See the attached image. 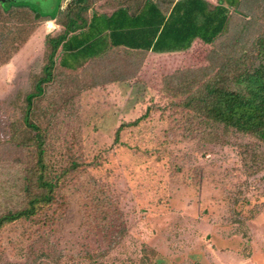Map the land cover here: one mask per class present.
Returning <instances> with one entry per match:
<instances>
[{"label":"rangeland","instance_id":"obj_1","mask_svg":"<svg viewBox=\"0 0 264 264\" xmlns=\"http://www.w3.org/2000/svg\"><path fill=\"white\" fill-rule=\"evenodd\" d=\"M70 1L0 4H28L52 16ZM123 3L102 0L95 8L109 14ZM263 26L264 0H241L228 32L213 45L196 41L187 51L149 54L140 64L113 55L108 66L96 65L97 85L73 101L52 129V162L73 158L80 166L61 191L66 203L49 212L52 226L33 221L1 229L0 264H40L42 250L59 264H264V146L243 156L226 139L210 143L187 133L182 114L167 108L157 92L162 77L175 70H216ZM57 31L53 20L39 23L8 62L0 60V178L23 158V150L5 139L45 62L44 38ZM148 106L150 115L125 127L116 141V127ZM93 182L116 211L108 232L99 228V217L91 226L83 221Z\"/></svg>","mask_w":264,"mask_h":264},{"label":"trees","instance_id":"obj_2","mask_svg":"<svg viewBox=\"0 0 264 264\" xmlns=\"http://www.w3.org/2000/svg\"><path fill=\"white\" fill-rule=\"evenodd\" d=\"M101 1L71 0L52 16L37 13L28 4H10L6 9L0 4L4 62L39 23L53 20L58 27L44 38L45 62L24 95L21 119L8 128L5 142L24 154L0 178V230L33 221L52 226L54 212L63 209L66 199L61 191L80 166L73 158L61 165L52 162V129L73 101L97 85L96 65L108 66L113 55L140 64L149 54L187 51L196 41L213 45L228 32L231 14L241 4V0H123L106 14L95 8ZM157 92L167 108L182 114L187 133L210 143L226 139L243 156L255 152L264 146V26L246 48L226 56L216 70L206 66L175 70L162 77ZM151 111L148 106L140 117L117 126L115 140ZM241 137L255 143L239 142ZM87 197L90 203L84 204L88 207L83 221L91 226L99 217V228L108 232L115 226L112 200L95 182ZM41 254L45 259L40 264H59L50 251Z\"/></svg>","mask_w":264,"mask_h":264},{"label":"water","instance_id":"obj_3","mask_svg":"<svg viewBox=\"0 0 264 264\" xmlns=\"http://www.w3.org/2000/svg\"><path fill=\"white\" fill-rule=\"evenodd\" d=\"M12 1L14 2V1H17V0H0L1 3L12 2ZM51 11L52 10H46V12H48V14H50Z\"/></svg>","mask_w":264,"mask_h":264}]
</instances>
